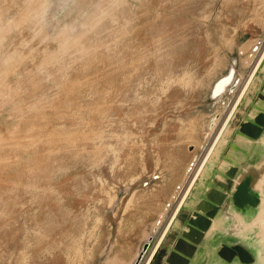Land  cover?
<instances>
[{
    "label": "rangeland",
    "instance_id": "rangeland-1",
    "mask_svg": "<svg viewBox=\"0 0 264 264\" xmlns=\"http://www.w3.org/2000/svg\"><path fill=\"white\" fill-rule=\"evenodd\" d=\"M263 49L264 0H0V264H145Z\"/></svg>",
    "mask_w": 264,
    "mask_h": 264
},
{
    "label": "water",
    "instance_id": "water-1",
    "mask_svg": "<svg viewBox=\"0 0 264 264\" xmlns=\"http://www.w3.org/2000/svg\"><path fill=\"white\" fill-rule=\"evenodd\" d=\"M257 174L264 175V60L149 264H255L251 241L216 229L226 208L250 215L264 203ZM154 245H143L145 259Z\"/></svg>",
    "mask_w": 264,
    "mask_h": 264
},
{
    "label": "bare ground",
    "instance_id": "bare-ground-1",
    "mask_svg": "<svg viewBox=\"0 0 264 264\" xmlns=\"http://www.w3.org/2000/svg\"><path fill=\"white\" fill-rule=\"evenodd\" d=\"M263 60H264V49H263L262 53L260 54V56L258 57V59L256 61V64L254 65V67H253L251 73L249 74L248 78L246 79L245 83L241 84V79L240 80L239 79L237 80V78H235V76H234L235 75V71L232 70V71H229L227 73V75L216 84L215 89H216V92H218V93H222V91L224 90V88L228 84H230L231 82H232V85L234 84L233 85L234 87H232V90H233V88H234V90L233 91L231 90V86H230L229 90L233 94H234V92H236L237 98H236V101L234 103L235 106L233 105L228 112L226 111L227 108H228V105L224 106L220 110L216 111L215 112V115H213V118L209 121V130L210 131H213L216 128V126L220 125L219 122L221 121V118H223L222 123L220 122L221 123L220 128H219L218 132L216 133V135H215V137L213 139V142L211 143L210 147L208 148L206 154L204 155V158L200 162L199 167L196 170V173L192 176L191 181H190L188 187L186 188L185 192L182 194V196H181V198H180V200H179V202H178V204H177V206H176L173 214L171 215L170 219L166 222V225L164 224L165 227H164L163 231L161 232V235H160L159 239L156 241L157 242L156 245L152 249L153 253L151 251L152 255L150 253L151 257L149 259L148 264L150 263V260H152V258L154 257V255L156 254V251H157V249H158V247L160 245V242L164 238V235H165L168 227L173 222V220H174V218H175L178 210L180 209V207L182 206L183 202L185 201V199H186L189 191L191 190L194 182L196 181V179L198 178V176L203 171L205 165L207 164V162L210 160L211 156L215 152L216 147L218 146V143L220 142L221 138L223 137V135L228 130V127L230 125V120L234 118L235 112H236V110L238 108V103H240L242 97L244 96V94L248 90L249 86L252 84V82L254 80V77L256 75V72L260 68ZM192 169H193V167H190L189 171H191ZM256 179L259 181L260 185H262V182H264V175L263 174H257L256 175ZM164 219H165V213H164L163 216L159 217L158 220H157V222L155 223V225H153V229H155V228L157 229L156 232H158V230L160 229L161 226H164L162 224V223H164ZM156 232L153 231L152 234H154Z\"/></svg>",
    "mask_w": 264,
    "mask_h": 264
},
{
    "label": "clouds",
    "instance_id": "clouds-1",
    "mask_svg": "<svg viewBox=\"0 0 264 264\" xmlns=\"http://www.w3.org/2000/svg\"><path fill=\"white\" fill-rule=\"evenodd\" d=\"M256 190L261 191L259 188ZM216 230L226 235H232L239 241L251 238L257 242L258 246L264 248V203H260L256 211L250 215L226 208L218 220Z\"/></svg>",
    "mask_w": 264,
    "mask_h": 264
},
{
    "label": "crops",
    "instance_id": "crops-1",
    "mask_svg": "<svg viewBox=\"0 0 264 264\" xmlns=\"http://www.w3.org/2000/svg\"><path fill=\"white\" fill-rule=\"evenodd\" d=\"M161 216H163V215H161ZM161 216H160V217H161Z\"/></svg>",
    "mask_w": 264,
    "mask_h": 264
}]
</instances>
